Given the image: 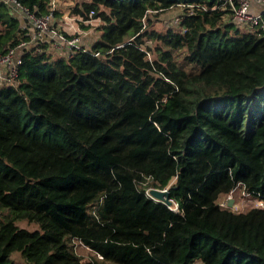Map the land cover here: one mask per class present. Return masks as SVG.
Wrapping results in <instances>:
<instances>
[{"label":"trees","instance_id":"obj_1","mask_svg":"<svg viewBox=\"0 0 264 264\" xmlns=\"http://www.w3.org/2000/svg\"><path fill=\"white\" fill-rule=\"evenodd\" d=\"M223 2L83 0L102 33L69 56L0 0V54L20 58L0 84V264H264V207L220 204L264 200V35ZM175 6L177 31L150 27ZM165 187L179 211L147 193Z\"/></svg>","mask_w":264,"mask_h":264},{"label":"built area","instance_id":"obj_2","mask_svg":"<svg viewBox=\"0 0 264 264\" xmlns=\"http://www.w3.org/2000/svg\"><path fill=\"white\" fill-rule=\"evenodd\" d=\"M2 1H4V3H6L17 15H19L25 21V24L30 26L32 29L30 42L34 40H38L40 42L46 41L52 43V46L57 49L66 48L69 56H71L77 48L87 49V47L82 44L83 36L74 35L69 37L63 33L61 29L55 26V16L53 12L56 8L55 0H52V9L44 15H38L31 11L20 0ZM253 2L263 6V11H253L251 8ZM220 6L228 8L231 12L233 20L242 26H245L249 32L261 29L262 34L264 35V0H224L221 5H217L214 8ZM93 13L94 11L92 10L90 12V16H92ZM28 43L29 41L23 40L19 43L18 47L26 46ZM148 54L149 56L151 55L150 52H148ZM19 63L20 58L17 56L16 47L10 48L5 53L0 54V84L5 82H14V79L17 76ZM1 70H4V73ZM162 189H168V187ZM147 193L155 199L162 200L153 195L151 190H148ZM232 194L233 191H231L225 199H222L220 204L222 206H229V200L233 198ZM246 194L249 195V193ZM162 201L166 203L164 200ZM171 203H173V207H171ZM171 203L166 204L175 211H179L178 203L173 200ZM258 204L264 206V200L258 199ZM229 207L236 209L238 208V204L234 201L232 206Z\"/></svg>","mask_w":264,"mask_h":264},{"label":"rangeland","instance_id":"obj_3","mask_svg":"<svg viewBox=\"0 0 264 264\" xmlns=\"http://www.w3.org/2000/svg\"><path fill=\"white\" fill-rule=\"evenodd\" d=\"M82 1L83 0H56V3H58L56 5V7L58 8V12H59L58 17L59 16L64 17V15H66V14H64V11L62 10V7H65L68 14L66 15V17H64V19L68 23L74 24V21L76 19H74L72 17L73 7L77 4H81ZM60 5H61V8L59 7ZM181 12H182V8L180 6H175V7H172L170 9H167L163 13H160L158 16H152V25L150 27L155 28L156 30H158L160 32H167L168 30L177 31L179 29L178 17L180 16ZM99 22H101V21L94 22L93 23L94 25L90 24V26H89V23H87L88 25H85V26H86V28L89 26L87 28V30L90 29L91 31L94 32L96 30V27H98ZM99 28H100V26H99ZM243 28H244V31H248V29L245 26H243ZM62 32L67 34V36H69V37L74 36V35L83 36V32L67 33L69 31H64V30H62ZM82 44L86 47H88V45H89V43L86 40H84V38H82ZM148 44L150 46L154 45L153 41H151V40H148ZM176 52H177L176 54H177L178 59L182 60V58H183L182 51L178 50ZM151 58H152V56H151ZM1 71L4 73V70H1ZM174 181H175V179H173L171 181V183ZM232 196H233L234 201L237 202V204H238V208L234 209V211L247 210L252 206L264 207V206L258 204V199H256L254 196L247 195L246 192L241 188H237L235 191H233ZM16 223L20 227L28 228L30 230H35V229L40 228V225L38 222L29 221L26 218L18 219V220H16ZM77 251L85 259H88V257H90V250L85 248L82 245H77ZM14 256H15L16 260L22 261V258L19 254L14 253Z\"/></svg>","mask_w":264,"mask_h":264},{"label":"crops","instance_id":"obj_4","mask_svg":"<svg viewBox=\"0 0 264 264\" xmlns=\"http://www.w3.org/2000/svg\"><path fill=\"white\" fill-rule=\"evenodd\" d=\"M57 4L58 3H56V5ZM59 7L61 8V5ZM251 8L255 12H261V11H263V6L255 3V2L252 3ZM62 10L64 11V14H66V15L68 14V12L66 11V8L65 7H62ZM66 15H64V17H66ZM64 17L59 16V17H56L55 18V20H56L55 21L56 22L55 26H57V28L62 29L64 31H69L67 33L83 32V38H84V40H86L89 43L88 46H91V44L94 41H96L97 39L100 38L101 33H102V29L99 28V26L101 25V22L98 23V27H96V30L94 32L91 31L90 29L87 30V28L90 26V24L91 25H94L93 24L94 22L101 21L100 18H92L89 21H85V22L83 21L86 25H87V23H89V26L87 28L85 27L86 28L85 29L84 27L81 26V23H80L82 21L81 16L72 13V17L74 19H76L74 21V24L68 23L64 19ZM22 23H25V21L22 20ZM235 203L237 204V202H235ZM198 264H200V263H198Z\"/></svg>","mask_w":264,"mask_h":264},{"label":"water","instance_id":"obj_5","mask_svg":"<svg viewBox=\"0 0 264 264\" xmlns=\"http://www.w3.org/2000/svg\"><path fill=\"white\" fill-rule=\"evenodd\" d=\"M152 194L155 195L157 198L164 200L166 203L170 204L172 200L169 198V189H159L153 188L151 190ZM234 199L231 198L229 200V206H232Z\"/></svg>","mask_w":264,"mask_h":264},{"label":"bare ground","instance_id":"obj_6","mask_svg":"<svg viewBox=\"0 0 264 264\" xmlns=\"http://www.w3.org/2000/svg\"><path fill=\"white\" fill-rule=\"evenodd\" d=\"M180 22V21H179Z\"/></svg>","mask_w":264,"mask_h":264}]
</instances>
